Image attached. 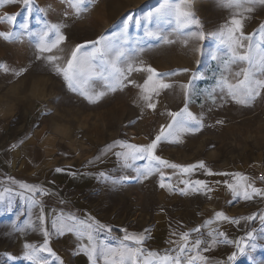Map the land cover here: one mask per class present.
I'll use <instances>...</instances> for the list:
<instances>
[{
  "label": "rangeland",
  "instance_id": "1",
  "mask_svg": "<svg viewBox=\"0 0 264 264\" xmlns=\"http://www.w3.org/2000/svg\"><path fill=\"white\" fill-rule=\"evenodd\" d=\"M166 2L178 0H95L79 15L69 7L68 0H32L31 13L19 3L0 6V15L8 13L17 17L15 26L0 22V31H21L20 24L27 17L30 31H39L47 21L61 24L65 36L58 49L44 54L37 52L36 37L25 35L17 40L0 37V63L17 71L25 69L19 76L12 71H0V192L11 188L12 193L5 196L7 199L11 195L13 201L11 211L0 205V264H32L24 259L23 246L33 244L39 248L43 244L38 220L41 207L45 214L43 228L49 232V247L64 264L90 262L87 255L79 251L81 245L88 244L86 235L83 238L68 233L61 236L53 229V220L61 214L111 227V233L103 230L95 233L97 242L103 240L111 246H117L124 235L121 229L132 233L147 230V238L140 247L145 252L161 255L176 247L170 241L178 240L183 231L191 234L190 240H204L203 246L210 242L209 232L222 231L225 235L216 237L220 242L204 253L213 264L216 261L264 264V222L260 220L264 214V197L244 200L233 196L224 184V181L232 182L231 176H206L199 169L188 176L181 175L179 170L164 169L165 182L172 184L174 190L161 189L158 173L147 179L136 178L134 169L142 167L146 161H129L132 167H125L123 160L115 155L122 151L120 148L102 154L114 141L150 143L161 125L171 121L168 113L178 112L185 106L182 85L191 81L188 108L202 117L203 127L197 133L184 134L179 142L162 141L157 146V155L180 165L203 160L213 172H239L253 178L257 187L264 188V183L259 181L264 175V93L245 106L229 98L222 101L223 94L218 88L212 91L222 74L235 82L234 74L249 67L246 62L238 61L224 70L229 53L220 43L218 32L235 10L223 6L222 0H190L189 10L199 24L190 25L183 32H203L205 38L197 40L173 32L175 23L170 22L171 18L147 17V13ZM130 12L141 19L139 25H130L129 43L125 45L133 62L140 61L160 73H176L165 77L172 87L153 96L155 109L142 106L138 99L140 90L134 85L108 92L99 102L89 103L69 90L62 76L43 59L49 54L66 57L77 43L118 31L120 21ZM243 24L245 34L252 36L254 47L259 43L260 50L264 51L259 31L264 24V6L257 5L252 13L245 14ZM146 29L162 31L173 43L164 44L145 37ZM53 38L54 33L49 39ZM137 43L143 47V52L133 51ZM147 75L134 72L130 79L138 85ZM257 75L264 78V74ZM91 87L104 90L101 81H94ZM209 93L217 97L215 103L209 99ZM57 168L64 171L58 173ZM101 172L105 174L103 177ZM121 177L127 179L121 180ZM185 179H203L213 191L189 190L182 195L180 189L184 185L180 181ZM113 181L120 182L114 184ZM19 183L39 186L46 189L47 194H36L34 198L40 203L29 210L26 200L15 195L22 191ZM216 212H223L229 219L216 220ZM249 216L255 218L248 220ZM206 220L213 223L201 228ZM194 228H201L200 233L193 232ZM250 231L256 236L258 246L243 255L239 254L235 243L226 242L245 238ZM173 232L175 236L171 235ZM233 252H237L236 259L229 262L228 256ZM8 254L15 259L9 260ZM38 255L49 264H57L47 253ZM98 264H103V260Z\"/></svg>",
  "mask_w": 264,
  "mask_h": 264
},
{
  "label": "snow or ice",
  "instance_id": "2",
  "mask_svg": "<svg viewBox=\"0 0 264 264\" xmlns=\"http://www.w3.org/2000/svg\"><path fill=\"white\" fill-rule=\"evenodd\" d=\"M189 2L190 0H178L176 3H162L154 12L150 11L147 13V17L152 18L155 16L157 19L171 18L170 22L174 20L175 23V27L172 29L173 32L187 35L192 39L203 40L205 38L203 32H183V29L188 28L190 25L199 24L194 14L189 10ZM15 3L21 4L28 13L32 12V0H0V6ZM68 3L74 13L79 15L83 11H86V5L90 6L94 4L95 0H68ZM222 4L235 10L232 18L218 32L220 43L227 47L229 53V58L224 61V70H229L230 65L238 61L246 62L249 67L234 74L236 77L235 82H230L222 74L217 80L216 87L212 91L215 92L218 88L223 94L220 96L222 101L225 98H229L236 104L247 106L252 104L264 93V78H259L257 75L258 73L264 74V51L260 50L259 43L254 47L252 36L245 34L243 20L245 14L254 11L255 6H264V0H222ZM16 19V15L13 14L5 13L0 15V22L6 21L13 26H15ZM132 23L139 25L141 19L130 12L120 21L118 31L110 34L105 32L95 40L77 43L66 57L49 54L43 56V59L52 65L53 70L57 74L62 76L69 90L78 93L89 103L95 104L108 92H115L117 89H123L127 85H134L140 90L138 99L141 101L142 106L148 109H155L156 104L152 101L153 96L159 95L161 90L171 88L172 84L166 82L165 77L176 75V73H160L154 67L143 66V63L140 61L133 62V56L129 54V50L125 47L129 43L128 33ZM61 28V24L44 21L39 31L32 32L29 30L30 24L26 17L25 21L20 24L21 31H0V37L5 40L22 39L25 35L36 37V49L38 53H53V50L58 49L65 41V36L61 32ZM259 31L260 41L264 42V24L260 25ZM53 33L54 38L49 39L50 34ZM144 36L158 39L164 44L173 43L167 35H164L159 30L146 29ZM184 43L187 44V40ZM60 50L62 51V49ZM133 51L138 53L143 52L144 49L137 43L134 45ZM40 58L41 55H38L37 59ZM0 71L5 73L12 71L14 75L19 76L25 69L22 68L17 71L10 69L6 64L0 63ZM182 71L187 72L188 69H183ZM134 72L148 73L142 84L136 85L130 79ZM195 78V74H193V79ZM94 81H101L104 90L97 91L92 88L91 85ZM190 84L191 81L188 84L182 85L185 89V106L178 112L168 113L171 121L167 125H161L158 134L150 143L138 145L126 141H114L102 150V154L103 152L111 151L113 148H120L122 151L116 152L115 155L123 160L125 167H132L129 161L133 163L138 160L146 161L142 167H136L134 169L136 178L147 179L153 173H158L160 177L159 187L161 189L168 188L170 191L174 190L172 184L165 182L166 174L163 171L164 169L179 170V173L183 176H188L199 169L203 170L206 176H231L232 182L224 181V184L233 196L241 197L244 200H251L254 196L264 197V188L257 187L253 178H249L242 173H216L208 168L203 160L194 164L180 165L171 163L157 155V146L162 141L170 140L172 142H179L184 134L197 133L203 127L202 117L194 115L188 108V101L191 96L189 92ZM209 99L215 103L217 97L209 93ZM217 123H222V121H217ZM55 171L59 173L64 171V169L57 168ZM104 175V173H100V176L103 177ZM120 179L124 180L127 178L121 177ZM259 181L264 183V175L259 177ZM119 182L113 181L114 184ZM12 183H16V181L12 180ZM180 183L184 185L180 189L182 195L187 194L189 190L197 193H210L213 191L212 187L203 179H185L181 180ZM19 188L22 191L17 192L15 195L19 196L21 200H26L29 210L40 203L34 198L36 194H47L46 189L36 185L19 183ZM6 193L11 194L12 189L5 188L0 192V205H5L7 210L11 211L13 203L12 196L9 195L6 199ZM25 193H31L32 195L26 196ZM254 218V216L247 217L248 220H253ZM215 219L228 220L229 218L223 212H216ZM38 220L43 232V244L39 248L33 244H24V259L32 262V264H49L48 260L38 255V253H47L57 261V264H64V261L49 247V232L43 228L45 214L42 207ZM260 220L264 222V214L260 216ZM233 222L239 223V221ZM212 223V220H206L201 228H207ZM28 226L31 227L30 222H28ZM52 227L57 235L61 236L68 233L83 238L86 235L88 244L86 246L81 245L79 251L87 255L90 264H98L99 260H103V264H155V262H158V264H213L204 253H207L220 242L216 237H223L225 235L222 231L216 232L213 230L208 233V236L211 238L210 242L206 246H203L205 245L204 240L200 238L190 240L191 234L188 231H183L179 234L178 240L170 241L176 247L161 255L153 251L145 252L140 247L147 238V230L142 233H132L127 229H121L124 235L119 238L117 246H111L105 244L103 240L97 242L95 236V233L99 230L111 233V227L98 223L95 220L90 219L89 222H85L77 219L73 215L65 217L61 214L57 220H53ZM201 228H194L192 231L200 233ZM171 235L175 236L176 233L173 232ZM256 239V236L250 231L245 238L226 242L235 243L239 254L243 255L248 249H255L258 246L255 242ZM236 256L237 252H233L228 256V261H234ZM8 259L13 260L15 257L8 254ZM215 264H223V262L216 261Z\"/></svg>",
  "mask_w": 264,
  "mask_h": 264
}]
</instances>
